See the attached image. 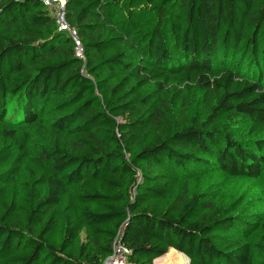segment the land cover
I'll use <instances>...</instances> for the list:
<instances>
[{"label": "trees", "instance_id": "1", "mask_svg": "<svg viewBox=\"0 0 264 264\" xmlns=\"http://www.w3.org/2000/svg\"><path fill=\"white\" fill-rule=\"evenodd\" d=\"M65 18L84 59L41 0H0V264L115 244L130 264H264V220L190 188L264 166V0H66ZM45 115L54 138L19 135Z\"/></svg>", "mask_w": 264, "mask_h": 264}, {"label": "rangeland", "instance_id": "2", "mask_svg": "<svg viewBox=\"0 0 264 264\" xmlns=\"http://www.w3.org/2000/svg\"><path fill=\"white\" fill-rule=\"evenodd\" d=\"M169 9L170 6L165 5L161 10V14L154 16V22H157L159 26L163 27L166 33H169V29L166 27ZM167 36L169 35L167 34ZM14 107L15 106H13L12 111H10V114L13 112ZM8 110H10V108ZM47 119L48 117L45 115L42 122L36 121L33 123H22L19 121L17 123L19 135L28 131L32 134V139L35 142L47 141L54 138L57 133L49 125V121ZM196 173L197 174L194 178L190 179L191 190H198L200 192L203 191L208 196L218 198L222 203H228L236 200L237 198H241L243 201L242 209L239 214H241L242 217L250 222L254 219L264 220V166H262L260 175L257 178L247 180L230 179L216 170L207 171L196 169ZM187 174L188 173L186 172V175ZM227 233L228 236L232 238H239L242 240L250 239L249 235H243L242 229L237 225L231 228V230ZM82 238H84V234H82ZM173 251L175 252L176 250ZM178 253L179 252L170 256H165L167 254L166 253L159 259L154 260L153 264H156L158 260L162 261L164 257V262L169 264H184L188 261V258L184 254ZM257 256L259 260L264 261L263 255L258 254ZM103 264H111V261L105 259Z\"/></svg>", "mask_w": 264, "mask_h": 264}, {"label": "built area", "instance_id": "3", "mask_svg": "<svg viewBox=\"0 0 264 264\" xmlns=\"http://www.w3.org/2000/svg\"><path fill=\"white\" fill-rule=\"evenodd\" d=\"M43 5L46 8H49L53 11L56 18V25L59 30H66L69 32L73 42L76 56L84 59L82 44L79 39L78 33L74 28H71L65 18V9H66V0H41ZM126 252L127 250L115 244L113 252L106 259L111 261V264H130L126 261Z\"/></svg>", "mask_w": 264, "mask_h": 264}, {"label": "bare ground", "instance_id": "4", "mask_svg": "<svg viewBox=\"0 0 264 264\" xmlns=\"http://www.w3.org/2000/svg\"><path fill=\"white\" fill-rule=\"evenodd\" d=\"M176 252V251H175ZM173 250H170L165 256H170V255H173V254H176ZM178 254H180V253H178ZM159 259V258H158ZM162 259V258H161ZM164 259H165V257L162 259V261L161 260H158L157 262H156V264H169V263H167V262H164ZM155 260H157V259H155ZM161 261V262H160Z\"/></svg>", "mask_w": 264, "mask_h": 264}]
</instances>
